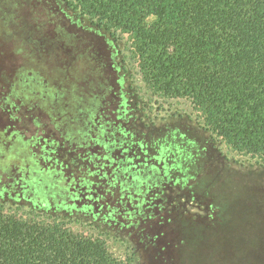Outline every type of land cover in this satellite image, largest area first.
Here are the masks:
<instances>
[{
    "label": "rangeland",
    "instance_id": "obj_1",
    "mask_svg": "<svg viewBox=\"0 0 264 264\" xmlns=\"http://www.w3.org/2000/svg\"><path fill=\"white\" fill-rule=\"evenodd\" d=\"M62 8L57 0H0V181L20 178L28 192L66 202L84 191L90 199L105 178V192H94L106 204L99 216L111 215V237L71 229L104 240L117 260L126 257L121 240L136 245L135 229L154 220L148 236L159 255L151 264H264V104L252 115L249 102L225 99L214 109L221 131L192 100L166 96L162 80L140 83L142 101L186 110L192 122L217 128L218 142L177 120L149 134L137 127L113 49ZM57 165L74 175L45 171ZM96 166L109 171L97 175ZM176 202L187 213L164 225Z\"/></svg>",
    "mask_w": 264,
    "mask_h": 264
},
{
    "label": "trees",
    "instance_id": "obj_2",
    "mask_svg": "<svg viewBox=\"0 0 264 264\" xmlns=\"http://www.w3.org/2000/svg\"><path fill=\"white\" fill-rule=\"evenodd\" d=\"M57 2L71 19L88 24V29L113 49L130 90L127 97L133 100L134 116L152 125L154 133L164 131L166 121L173 116L190 118V114L180 107L173 110L142 101L137 91L140 83L162 80L166 96L192 100L210 125L218 124L214 109L224 106L227 98L240 106L249 102L252 115L261 102L264 104V0ZM257 86L261 92L254 94ZM256 97L258 102H254ZM196 124L216 142L213 130H226L223 124L213 130L205 122ZM28 191L23 189L19 195L0 189V264H151L159 255L155 254L153 235L148 236L157 224L154 220L135 229L138 246L121 240L126 250L121 261L108 252L98 236L85 237L71 229L83 225L110 238L108 229L113 227L109 228L107 218L111 215L99 216L100 205L95 211L89 204L72 199L59 202ZM185 209L176 202V213L164 225L177 226L187 213Z\"/></svg>",
    "mask_w": 264,
    "mask_h": 264
},
{
    "label": "flooded vegetation",
    "instance_id": "obj_3",
    "mask_svg": "<svg viewBox=\"0 0 264 264\" xmlns=\"http://www.w3.org/2000/svg\"><path fill=\"white\" fill-rule=\"evenodd\" d=\"M174 120H177V123L181 126V128H183V129H186V130H189L190 128H192L193 126H191V125H195V128L198 130V131H200V132H202V133H206V132H204L203 130H200L199 128H197V124L196 123H194V122H192L191 120H190V118H181V119H179L178 117H175V116H173L171 119H168L166 122H167V126H168V128H172V127H174ZM145 123H147V121H145ZM145 123L144 122H140L139 124H137V127L138 128H140V129H142V130H144V131H148V133L151 131V133L152 134H155V135H159V133H154V132H152L153 131V129L154 128H152V125H145ZM149 123V122H148ZM191 124V125H190ZM178 125V126H179ZM169 130V129H168ZM168 130H166V131H168ZM164 131H165V129H164ZM165 134V133H164ZM166 135L167 136H169V134H167L166 133ZM8 141H11V140H8ZM174 141H175V138H174ZM209 145H211L212 146V142H210L209 141ZM211 146H209V147H211ZM213 147V146H212ZM211 147V148H212ZM89 154V153H88ZM1 155V154H0ZM84 156H86L87 157V153H85V154H83V155H81V157H84ZM96 160V159H95ZM86 161V160H85ZM85 163H87V162H85ZM84 162H83V164H85ZM45 164V163H44ZM98 165L99 166H101L99 163H98ZM99 166H96L95 167V169H97V175H102L101 174V172L100 171H103V168H106L105 170H107V172L109 171V167H106V166H104L103 168H100ZM51 167H53V166H51ZM43 170H44V168H42ZM58 169V165H57V168H55V169H53V168H50V167H48V169H46L45 171H51V172H55L56 170ZM60 170H62L63 171V169L62 168H59ZM18 173H22V170H20V171H18ZM62 174H64V177L66 178V180L69 178V177H71L72 175H74V172L73 173H71V174H69L68 176H67V170H66V172L64 173H62ZM20 175V174H19ZM63 176V175H62ZM105 178H103V179H101V183L100 184H98L100 187H102L103 189H105L104 188V183H102V181L104 180ZM81 182V183H80ZM78 183H80V185H83L82 187H85V188H89L88 186H86L85 184H84V182L83 181H81V180H78ZM79 185V184H78ZM3 187H7L6 189H8L9 191H12V194H15V192H18L19 193V195H22L23 194V189H26V183L24 182V181H22L20 178L18 179H10L8 182H6V180H1L0 181V189H2ZM101 188V189H102ZM82 189H84V188H82ZM99 190V187H96L95 188V190L94 191H102L103 193L105 192L104 190ZM93 191V193L92 194H90V195H93V196H91V198L90 199H87V197H85L86 195H89V194H87L88 192L87 191H84V192H82V193H80L78 196L80 197V198H74V199H72L71 201H75V202H82V203H85V204H89V205H93L92 206V208L95 210V208L97 207V206H101L102 207V209L104 208V206H106V204H105V202H103L102 201V198H101V195H98L96 192H94ZM94 194H96V197H94ZM73 196H75V195H73ZM68 198V197H67ZM107 209V208H106ZM104 213V212H103Z\"/></svg>",
    "mask_w": 264,
    "mask_h": 264
}]
</instances>
